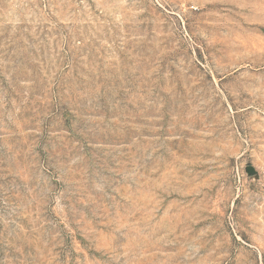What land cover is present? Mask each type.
Returning a JSON list of instances; mask_svg holds the SVG:
<instances>
[{
    "label": "rangeland",
    "instance_id": "obj_1",
    "mask_svg": "<svg viewBox=\"0 0 264 264\" xmlns=\"http://www.w3.org/2000/svg\"><path fill=\"white\" fill-rule=\"evenodd\" d=\"M0 264H264V0H0Z\"/></svg>",
    "mask_w": 264,
    "mask_h": 264
}]
</instances>
